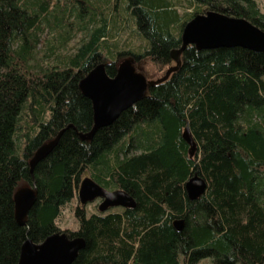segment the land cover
Here are the masks:
<instances>
[{
	"label": "trees",
	"instance_id": "1",
	"mask_svg": "<svg viewBox=\"0 0 264 264\" xmlns=\"http://www.w3.org/2000/svg\"><path fill=\"white\" fill-rule=\"evenodd\" d=\"M187 1L194 11L181 14L171 0H126L144 41L132 51L110 42L124 21L119 0H0V264H18L27 240L40 244L55 233L85 240L73 264H264V53L189 46L181 67L114 123L91 140L79 135L94 126L79 85L98 64L115 76L133 57L145 76L151 63L162 78L176 65L171 52L185 24L209 10L264 30L256 0ZM44 33L55 43H45L40 61ZM187 127L194 144L184 138ZM62 130L31 171L36 151ZM195 173L208 186L191 200L185 184ZM86 175L127 191L136 206L88 215L80 203L79 228L62 231L63 207ZM23 181L37 201L20 225L14 194Z\"/></svg>",
	"mask_w": 264,
	"mask_h": 264
},
{
	"label": "water",
	"instance_id": "2",
	"mask_svg": "<svg viewBox=\"0 0 264 264\" xmlns=\"http://www.w3.org/2000/svg\"><path fill=\"white\" fill-rule=\"evenodd\" d=\"M181 39V47L171 52L176 65L157 80H149L138 71L133 57L126 58L118 64L115 76L107 73L104 63L93 68L81 80L79 86L82 93L92 102L94 126L87 133H79L80 138L91 140L100 128L114 123L124 111L142 100L151 87L177 71L182 64V54L189 46H195L198 50L242 47L264 53V30L244 17L231 16L215 10L197 14L188 21L183 28ZM63 132L64 130L55 140L44 144L36 151L30 162L31 171L52 151ZM184 138L188 143L194 144L189 127L185 129ZM207 186L206 180L195 173L186 182L185 189L191 200H197L205 194ZM77 195L82 205L101 199L98 206L101 212L113 207L136 206L135 198L127 191L107 190L92 177L82 180ZM14 201L17 222L24 225L28 213L37 201V190L33 187L21 189L15 192ZM174 225L181 231L184 221L176 220ZM85 244L83 238L70 239L66 233H55L40 244L27 240L22 246L18 264H73Z\"/></svg>",
	"mask_w": 264,
	"mask_h": 264
},
{
	"label": "rangeland",
	"instance_id": "3",
	"mask_svg": "<svg viewBox=\"0 0 264 264\" xmlns=\"http://www.w3.org/2000/svg\"><path fill=\"white\" fill-rule=\"evenodd\" d=\"M172 2L178 4L179 6V11L181 14H184L186 12H193L194 8H189L188 7V1L187 0H171ZM257 4L261 8L262 12H264V0H256ZM126 0H119V3L116 5V11L120 17L124 18V21L120 24V28L118 32L113 31V37L111 38V43L117 44V49L119 50H132V51H137V49L142 48L144 46V41L139 37V35L136 33V27L131 19V16L129 15V12L126 10ZM82 37L81 32L75 33L74 38L72 41L69 43V48L72 50L77 43L80 41ZM43 38V44L39 52L36 54V57L40 60L43 61L47 59L46 54L49 53L48 47L45 43H47L49 40L53 41V44L55 43V40L53 39V36L44 33L42 35ZM51 44L49 43V46ZM131 58V57H130ZM122 61V60H121ZM120 61V62H121ZM119 62V63H120ZM118 63V64H119ZM145 67V74L147 77H149V80H157L159 79L165 71L159 70L156 66H154L151 63H147L144 65ZM86 177H89V175H86ZM31 186L27 182H21L16 190L19 191L24 188H30ZM100 201L95 200L89 204L86 205L88 215L97 212L98 205ZM80 204L79 198L75 197L70 203L65 205L63 207V211L61 216L58 219V226L59 228L64 231V230H77L79 228V221L77 220L75 216V208L76 206ZM121 207H115V208H110L109 211H117L120 210ZM200 264H213V262L206 258L203 259Z\"/></svg>",
	"mask_w": 264,
	"mask_h": 264
},
{
	"label": "flooded vegetation",
	"instance_id": "4",
	"mask_svg": "<svg viewBox=\"0 0 264 264\" xmlns=\"http://www.w3.org/2000/svg\"><path fill=\"white\" fill-rule=\"evenodd\" d=\"M134 63H135V61H134ZM134 65H135V64H134ZM135 67H136V66H135ZM138 71H139V70H138ZM96 200H99L100 202L102 201L101 199H96ZM99 204H100V203H99ZM98 206H99V205H98ZM113 208H115V207H113ZM121 208H123V207H121ZM98 209H99V208H98ZM108 210H109V209H108ZM108 210H107V211H108ZM99 211H100V210H99ZM107 211H106V212H107ZM100 212H101V211H100Z\"/></svg>",
	"mask_w": 264,
	"mask_h": 264
}]
</instances>
